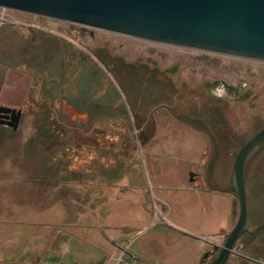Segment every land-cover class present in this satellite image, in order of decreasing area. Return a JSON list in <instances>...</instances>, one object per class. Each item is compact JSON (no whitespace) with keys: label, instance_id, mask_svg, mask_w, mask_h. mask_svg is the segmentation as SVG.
I'll use <instances>...</instances> for the list:
<instances>
[{"label":"rangeland","instance_id":"1","mask_svg":"<svg viewBox=\"0 0 264 264\" xmlns=\"http://www.w3.org/2000/svg\"><path fill=\"white\" fill-rule=\"evenodd\" d=\"M3 13L64 39L41 37L21 45L13 33L9 37L11 53H25L7 61L13 75L3 85L21 88L27 83L24 77L30 76L33 88L27 95H7L22 102L27 96L32 105L25 111L46 114L38 116L44 120L24 116L14 142L0 151V173L12 182L13 192L9 201L0 194V260L188 264L218 238L229 218L224 238L237 217L234 190L213 191L189 180L207 161L212 139L176 122L172 111L164 120L163 110L147 114L137 109L135 98L170 99L179 112L203 106L199 112L204 115L217 105L229 170L239 144L264 125V61L67 27L59 20L11 9ZM98 53L130 64L122 68L124 82L114 58L104 61ZM79 106L98 120L72 119L73 107ZM139 111L153 123L156 119L158 128L165 122L168 135L156 132L139 148L133 132ZM139 161L158 164L151 169ZM258 170L255 181L252 164L246 171L248 230L264 220V166ZM259 238L242 235L226 264H239L244 255H264ZM209 250L211 257L216 250Z\"/></svg>","mask_w":264,"mask_h":264},{"label":"water","instance_id":"2","mask_svg":"<svg viewBox=\"0 0 264 264\" xmlns=\"http://www.w3.org/2000/svg\"><path fill=\"white\" fill-rule=\"evenodd\" d=\"M0 7L71 22L182 48L264 61V0H0ZM19 110L1 106L0 116L17 121ZM264 146V127L237 151L231 178L237 217L215 253L200 264H226L237 240L256 235L264 223L246 228L244 169Z\"/></svg>","mask_w":264,"mask_h":264},{"label":"flooded vegetation","instance_id":"3","mask_svg":"<svg viewBox=\"0 0 264 264\" xmlns=\"http://www.w3.org/2000/svg\"><path fill=\"white\" fill-rule=\"evenodd\" d=\"M7 9L8 8H4ZM12 10V9H11ZM16 12H21L17 10H13ZM26 13V12H24ZM30 14V13H28ZM38 16V15H37ZM43 17V16H41ZM47 18V17H43ZM49 19V18H48ZM52 19V18H50ZM56 20V19H53ZM60 21V20H59ZM63 24H65L67 27L70 25L79 26L78 24H74L71 22H65L61 21ZM81 26V25H80ZM85 27V26H83ZM50 30H47L46 28L28 23L26 21L20 20V19H7L5 17L0 18V67H4V70L0 68L1 77H0V93L2 92L3 84L7 81V72L10 70V65L7 63L8 60H10V57L13 55L14 57L23 58L24 53L22 50L18 49L14 51V54L11 53L10 46L11 42L9 40V37L13 33L15 38V41H18L21 45H24L27 43L25 34H29L30 36H33L37 33L38 36L41 38L48 37L46 32H49ZM45 32V33H44ZM51 32V31H50ZM12 37V36H11ZM101 51V50H100ZM99 54V53H98ZM99 57L101 59L105 58H114V67H116V73L120 79L125 80V75L122 71L123 67H129L130 64L128 62L123 61L122 59H119L116 56L111 57V55L108 54H99ZM104 61H107V59H103ZM118 67V68H117ZM178 89H181V85L178 87ZM230 92H235L233 88H228ZM178 90V91H179ZM15 94H20L22 91H14ZM133 93V91H132ZM25 95V93H22ZM217 94V93H216ZM219 95V94H217ZM10 98V96L8 95ZM25 97V96H24ZM220 97V96H219ZM15 101V100H14ZM137 109L141 108V110L145 109L147 111V114H149L151 111H164V117H162L164 120L167 119L165 116L166 114L169 115L170 111L174 113L175 121L180 122L181 124H188L195 130L203 131L205 132L210 138L212 139V148L213 150L211 153H207V161L205 164L201 165V167L198 168L197 172L194 174H190L189 180L196 181L199 184L204 183L210 190L213 191H223L229 190L230 188L234 190L232 185V178H231V169L228 170L226 166V159H227V153L223 151L224 144H223V138L225 137L223 135V127H222V120L218 118L219 116V108L217 105L214 104V106H210L211 108L208 109L209 114H202L200 113V109L203 110V106L194 107L188 111L179 112L176 110L175 107H171L170 99H160V98H150V97H137L135 98ZM20 103H17L12 106H8L4 104L3 101L0 99V105L1 106H8V107H14L16 110H19L17 121L14 123V121L11 119V116L14 117V114L9 113L10 117L9 119L1 117L0 116V151L6 148L11 142H14L13 139L18 136L19 133V126L25 116V110L23 106H21L23 103L22 101H17ZM80 107V106H79ZM73 107V117L72 119H82V120H98V119H91L87 113L83 112L81 110V107ZM211 111H216L214 114H210ZM142 114V113H141ZM139 113L137 114V117L134 119V129L133 132L135 133L136 137V144L140 148L141 146H145L147 142L150 140V138L156 133V132H162V137H166L168 134V130L165 129L163 126H166V123L164 122L162 128H158V122L155 119L154 123L150 121L148 118H144ZM82 116V117H78ZM254 131L245 141H243L241 144H239V147L237 151L240 149V147L252 136L254 135L258 130ZM231 140V139H230ZM236 151V153H237ZM235 153V155H236ZM210 155V156H209ZM234 155V158H235ZM157 157V155H154ZM233 158V161H234ZM91 162H88L87 167L85 168L86 173L88 174V179H90L92 176V170H91ZM140 165H149L151 169H154L158 162L156 161H139ZM233 164V163H232ZM252 164L253 167V174H252V180H256V173L258 168H261L264 166V146L259 148L257 151H255L246 161L245 169H244V182L246 178V171L248 169V166ZM232 168V165H231ZM95 174V173H94ZM225 184V185H223ZM246 189V186H245ZM209 190V191H210ZM224 190V191H225ZM250 219V214L247 209V221ZM264 223V220L259 223ZM255 226L254 228H256ZM252 228V229H254ZM256 237L264 236V229L257 233L256 235H253Z\"/></svg>","mask_w":264,"mask_h":264},{"label":"crops","instance_id":"4","mask_svg":"<svg viewBox=\"0 0 264 264\" xmlns=\"http://www.w3.org/2000/svg\"><path fill=\"white\" fill-rule=\"evenodd\" d=\"M38 34L39 33H37V34H35V35H33V36H30L29 34H25V38H26V41L27 42H34V41H36V40H38L39 41V39L38 38H40L39 36H38ZM47 35H48V37L49 38H57L58 40H59V42L61 41V40H63L64 39V36H59V35H57V34H55V33H52V32H47ZM28 38H31L30 40H28ZM12 73L10 72V70H8V72H7V78L9 77V78H11L12 77ZM25 78V80L27 81V83H26V85L25 86H23V87H21V88H17V87H13V86H11V85H9V87L8 88H6V87H4L3 86V90H2V92L0 93V99H1V101H3L4 102V104H6V105H8V106H12V105H15V104H17V103H20V102H17V101H14V100H12L11 98H9L8 97V95L7 94H10L12 91H18V90H20V91H23V93H25V95H27V91L32 87V83L30 82L31 80H32V77H24ZM33 88V87H32ZM34 89L35 90H37L38 89V87H34ZM27 98V96L25 97V99ZM24 99V101L25 102H22V103H24V104H22L21 106H23V108H24V110H25V108H27V107H29L30 105H32V103H30V102H27V100H25ZM26 113H25V116H28L29 117V119L30 120H44L45 119V117H38L39 115H44V114H46L45 112H39V111H34V112H27V111H25ZM3 176H2V174L0 173V194L1 195H3L4 196V198L7 200V201H9L10 200V197H11V194L13 193L12 192V190H11V188H10V185L12 184V182H10V181H6L4 178H2ZM18 181H20V179L22 180L23 178H20V177H18ZM208 192H210L209 190H207ZM2 214H4V213H0V215H2ZM175 217V216H174ZM176 217H178V216H176ZM172 222H170V224H171ZM230 222H229V218H227V221H226V224H225V226L222 228V229H220V231H219V236H218V238L214 241V242H211L210 243V245L209 246H207L205 249H203L201 252H200V254H199V256H198V258L196 259V261H194V262H191V263H188V264H197V262L199 261V259H200V257H201V255H202V253L204 252V251H206V250H209L210 249V247L212 246L213 248L215 247V246H217L218 247V245H219V242H221V238H223V235H224V233L228 230V228H229V224ZM174 224V223H173ZM176 224V223H175ZM175 227H181V226H179V225H175ZM232 227V226H231ZM182 228V227H181ZM174 230H176L175 228H173ZM183 229H184V227H183ZM177 231L178 232H181L179 229H177ZM182 233V232H181ZM259 240L261 241V243H264V236H260V238L258 239V242H259ZM258 256H262L263 258H258ZM263 261H264V255H244V259H242L240 262H239V264H262L263 263ZM0 264H15V262H12V261H6V260H4V259H2V260H0Z\"/></svg>","mask_w":264,"mask_h":264},{"label":"trees","instance_id":"5","mask_svg":"<svg viewBox=\"0 0 264 264\" xmlns=\"http://www.w3.org/2000/svg\"><path fill=\"white\" fill-rule=\"evenodd\" d=\"M213 249H217V246H215ZM212 254V251L211 250H206L202 253L199 261L197 262V264H200L202 262H204L205 260H207L209 258V256Z\"/></svg>","mask_w":264,"mask_h":264},{"label":"built area","instance_id":"6","mask_svg":"<svg viewBox=\"0 0 264 264\" xmlns=\"http://www.w3.org/2000/svg\"><path fill=\"white\" fill-rule=\"evenodd\" d=\"M0 18H2V17H4L3 15H4V13H3V10H4V8L3 7H0ZM262 264H264V261H263V263Z\"/></svg>","mask_w":264,"mask_h":264}]
</instances>
